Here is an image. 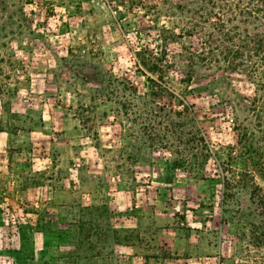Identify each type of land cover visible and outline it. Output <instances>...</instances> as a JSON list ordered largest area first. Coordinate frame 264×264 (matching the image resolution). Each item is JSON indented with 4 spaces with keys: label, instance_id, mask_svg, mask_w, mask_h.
Returning a JSON list of instances; mask_svg holds the SVG:
<instances>
[{
    "label": "rangeland",
    "instance_id": "1",
    "mask_svg": "<svg viewBox=\"0 0 264 264\" xmlns=\"http://www.w3.org/2000/svg\"><path fill=\"white\" fill-rule=\"evenodd\" d=\"M216 14L0 0V264H264V53Z\"/></svg>",
    "mask_w": 264,
    "mask_h": 264
},
{
    "label": "trees",
    "instance_id": "2",
    "mask_svg": "<svg viewBox=\"0 0 264 264\" xmlns=\"http://www.w3.org/2000/svg\"><path fill=\"white\" fill-rule=\"evenodd\" d=\"M205 4L212 7V9L216 10V16L218 19V24L221 25L222 29H225L227 24H231L233 22H240L246 25H254L255 33L250 34L248 31H245L246 37H248L250 43H252V48H250L249 52L252 54L264 53V0H202ZM240 29L239 26H236L234 31L226 33L225 35L230 38V42H234L236 38H239L241 34L238 32ZM238 30V31H237ZM223 31V30H222ZM237 31V32H236ZM257 45V46H256ZM146 51H139L137 53L138 64L153 72V67H150V64L147 61H153L154 56L151 57L152 60L146 58ZM149 81L153 82L150 78ZM176 100H172L171 105L173 108L178 107L177 104H180L181 101L177 103ZM185 107V106H184ZM175 134L174 130L169 131V135ZM182 151L177 152V154H181ZM186 160L178 159L176 160V165L184 164ZM19 230H34V227L31 224H24L19 226ZM27 231L20 232V237L23 245L26 244L29 246L27 236ZM30 236V234H29ZM26 240V241H25ZM30 241V240H29Z\"/></svg>",
    "mask_w": 264,
    "mask_h": 264
}]
</instances>
